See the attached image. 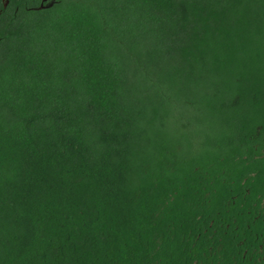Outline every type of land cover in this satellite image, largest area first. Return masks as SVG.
I'll list each match as a JSON object with an SVG mask.
<instances>
[{
    "label": "trees",
    "instance_id": "16d2710c",
    "mask_svg": "<svg viewBox=\"0 0 264 264\" xmlns=\"http://www.w3.org/2000/svg\"><path fill=\"white\" fill-rule=\"evenodd\" d=\"M0 0V264H264V0Z\"/></svg>",
    "mask_w": 264,
    "mask_h": 264
},
{
    "label": "water",
    "instance_id": "95a60500",
    "mask_svg": "<svg viewBox=\"0 0 264 264\" xmlns=\"http://www.w3.org/2000/svg\"><path fill=\"white\" fill-rule=\"evenodd\" d=\"M45 1H47V0H43V2L41 3V5L39 6V8H45V7H49V6H51L52 4H53V2H49V3H44ZM8 3H9V0H6V2H5V6H7L8 5Z\"/></svg>",
    "mask_w": 264,
    "mask_h": 264
}]
</instances>
